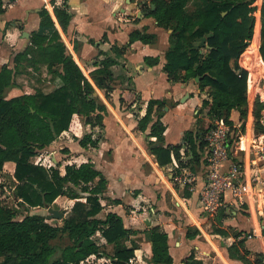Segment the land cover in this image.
<instances>
[{
	"label": "crops",
	"instance_id": "crops-1",
	"mask_svg": "<svg viewBox=\"0 0 264 264\" xmlns=\"http://www.w3.org/2000/svg\"><path fill=\"white\" fill-rule=\"evenodd\" d=\"M64 2L71 16L65 31L60 28L53 12V4L62 6ZM261 2L257 0L254 31L257 43L253 44L254 49L249 56L242 55L238 58L239 62L237 59L238 67L248 72V95L255 98H260L258 94L264 96L261 84L264 71L255 85L250 83L257 57L264 64L258 50ZM151 6V0H3L0 11V68L6 65L12 69L14 81L6 90V98L38 90L49 92L61 84V80L52 76L42 62L22 61L18 64L19 72L15 73L14 70V57L29 44V39L22 37V32L27 31L29 37L32 32L50 35L55 28L66 52L93 84L96 97L106 107V114L102 119V128L82 122L75 132L60 133L30 161L46 168L58 167L62 175L66 165L78 166L84 162L94 165L107 182L105 190L99 195L101 209L97 217L104 218L107 213H116L125 228L138 231L126 241L128 247L134 248V257L128 264H157L152 261L150 243V229L155 226L167 234L172 264H189L191 255L206 264H244L229 255L228 247L242 240L251 259L256 253L264 255V224L261 223L264 217H258L246 205L239 206L232 202L226 203L214 217L203 212L198 192L206 180L207 150L205 143L203 146L200 143L211 122L201 106L205 94L200 92L195 78L185 82L173 81L163 70L171 30L159 26L155 18L149 15L147 7L152 10ZM43 7L52 18L53 27L40 24L39 12ZM134 30L153 35L154 38L146 43L139 39L130 41V34ZM200 51L205 50L201 48ZM105 57L114 60L110 67L114 87L108 97L90 78V72ZM146 58L157 60L148 62ZM23 74L42 82L41 86L33 87L31 91L17 92L23 87L17 78ZM150 99L165 100L167 103V109L164 107L160 116L165 125L161 144L182 145L181 162L186 167L181 168L182 165L174 158L170 164L160 167L149 146V140H155L148 136L152 122L145 131L137 129L138 119L145 114ZM253 109L252 104H247L245 116L235 109L230 112L229 159L222 162V169H226L231 162H240V154L243 155L240 153V129L251 133L257 128L256 123L259 126L260 118L258 121L255 119ZM156 118L154 114L152 121ZM186 119L188 123L185 124ZM186 131L193 134L197 159H193V151L184 140ZM84 134H91L92 139L99 138L97 146H80L79 139ZM14 169L13 161L3 163L0 182L7 190L0 199L9 195L16 200L12 193L16 184L11 187L5 181L8 178L7 181L17 183ZM183 169L195 175L191 185L184 186L175 179L174 173L179 174ZM255 171L248 168L247 178ZM260 173L264 174V171ZM82 200L85 201V197ZM53 203L66 210L63 219L74 201L60 195ZM28 209L46 211L45 207ZM62 219L55 224L61 225ZM49 223L53 224L51 220ZM187 232L191 235L187 236ZM96 235L100 237L101 244L108 245L99 233Z\"/></svg>",
	"mask_w": 264,
	"mask_h": 264
},
{
	"label": "trees",
	"instance_id": "trees-1",
	"mask_svg": "<svg viewBox=\"0 0 264 264\" xmlns=\"http://www.w3.org/2000/svg\"><path fill=\"white\" fill-rule=\"evenodd\" d=\"M189 1L151 0L153 9L147 7L149 15L155 18L159 26L171 30L163 70L173 81L185 82L198 78L199 90L205 94L201 106L211 120L210 127L212 121L219 118L231 123L228 118L233 109L241 116L247 112L248 72L240 69L236 61L242 53L251 54L257 43L254 35L257 0H197L192 10L188 9ZM2 3L3 0H0V11ZM67 9L65 2L62 6L53 4L54 15L63 31L71 17ZM259 14L258 50L264 62V0ZM39 15L41 25L54 26L45 7ZM208 33L212 35L206 39L205 45L194 47L199 38ZM153 38V35L139 30L130 34V41L139 39L146 43ZM201 48L205 51L201 52ZM146 60L156 62L157 59ZM22 61L45 63L52 76L61 80V84L49 92L38 90L6 98L7 88L14 84L13 70L6 65L0 68V176L3 163L13 161V175L17 183L12 193L16 199H20L22 207L18 212L4 200L0 201V264H81L90 255L104 257L100 247L104 244L93 240L96 233L105 240V244L113 247V253L109 255L111 264H128L134 257V248L128 247L126 241L138 231L125 228L116 213H107L104 218L97 217L101 209L99 195L105 190L107 182L94 165L91 162L78 166L66 165L62 175L58 167L46 168L30 161L60 133L75 132L82 122L102 128L105 105L96 97L93 84L66 52L55 28L50 35L30 34L28 46L14 57L15 73L19 72L18 64ZM113 64V59L105 57L90 72L91 80L104 90L106 97L114 87L110 70ZM260 70H264V64L257 57L251 77ZM262 81L264 83V75ZM166 105L165 100L150 99L145 114L137 122L140 131H145L152 122L148 136L155 140H149V146L160 167L170 164L173 158L182 165V145L161 144L165 125L160 116ZM263 109L264 103L256 98L253 113L257 121ZM154 114L157 118L152 121ZM74 136L77 138L75 133ZM184 140L193 151V159H197L191 131H186ZM98 141L99 138L92 139L91 134H84L79 144L82 147H96ZM204 143L202 139L201 146ZM69 184L75 187L83 185L81 191L86 193L85 201L78 199L76 193L68 194ZM3 186L0 185L1 189ZM60 195L76 199L61 225L47 222L41 212L25 213L24 209L28 207L43 208L52 204ZM22 213L25 214L19 219L18 215ZM60 234L67 237L68 243L60 249L59 256L53 258L57 249L51 240ZM150 243L154 263L172 264L167 234L158 226L150 229ZM242 243L240 240L228 247L231 257L240 259L244 264H264L263 253H256L251 259ZM189 259V264H206L193 255Z\"/></svg>",
	"mask_w": 264,
	"mask_h": 264
},
{
	"label": "built area",
	"instance_id": "built-area-1",
	"mask_svg": "<svg viewBox=\"0 0 264 264\" xmlns=\"http://www.w3.org/2000/svg\"><path fill=\"white\" fill-rule=\"evenodd\" d=\"M258 95L259 100L264 101V96ZM255 99V96L248 95L247 90V104L254 106ZM230 133L231 126L219 118L213 120L204 136L206 180L198 192L201 208L209 217H214L226 203L232 202L246 205L258 217H264V174L260 173L264 171V109L256 129L251 133L240 129V153H243L240 154V162H231L226 169H222V162L229 159ZM248 168L256 170L249 178ZM175 179L184 186L191 185L195 175L183 169Z\"/></svg>",
	"mask_w": 264,
	"mask_h": 264
},
{
	"label": "rangeland",
	"instance_id": "rangeland-1",
	"mask_svg": "<svg viewBox=\"0 0 264 264\" xmlns=\"http://www.w3.org/2000/svg\"><path fill=\"white\" fill-rule=\"evenodd\" d=\"M196 5H197V0H190L189 3H188V9L192 10ZM256 18H257V14H256ZM244 54H247L248 56L250 55V54H248V52H246V53H242L241 56L244 55ZM239 61H240V59H238V62ZM238 62L236 61L237 64H238ZM22 71H24L23 68H22ZM263 71L264 70H260V71H258V72H256L255 74L252 75V77L250 78V82L253 85H255L257 83L258 77H259L260 73L263 72ZM17 80L23 86V87H21V89L19 91H17L19 93L22 92V91H31L33 89V87L36 88L38 86H41V83H42V82H39V81L37 82L33 78H30L29 74H23L22 76H19L17 78ZM261 84H262V87L264 88L263 81H261ZM7 96H9V94H7ZM184 123L185 124L188 123L187 119L185 120ZM205 133L206 132H204V134ZM174 174H177V173H174ZM7 180H8V178H5V181L11 187H13L16 184L15 181L13 182L11 180L10 181H7ZM2 183L3 182H0V185H4ZM82 186L83 185L73 187L71 184H69V185H67V192H68V194L69 193L78 194V196H79L78 199L82 200V198H84L86 196V193L81 191ZM3 188L0 189V193H1L0 196L4 195L6 193L7 189L5 187H3ZM1 200H4L9 206H15V207L17 206V207L21 208V206H20L21 202L18 201L17 199L16 200L12 199L11 196L9 197V195H7L5 199H0V201ZM73 201L75 202L76 199H73ZM24 210L27 211L25 213H31V212L32 213H34V212H42L43 214L46 213V211H44L43 209H32V211H30V209L27 208V209H24ZM25 213L19 214L18 218L21 219ZM45 220L47 221V219H45ZM47 222H49V220ZM261 223L264 224V218L261 220ZM99 238L100 237L98 235H94L93 236V240L101 244V240ZM67 243L68 242H67V239L65 238V236H62L61 234L57 238L51 240V244L54 245V247H56V249H57L56 252L53 255V258H57L59 256L60 249L62 248V246H64ZM100 247H101V250L104 251V254H105L104 257H102V258L100 257L101 259L99 260V258H97L96 256H91L90 255L85 260H83L81 264H96L98 262H102V263H98V264H110L111 263V259L110 258L108 259V257H109V255H111L113 253V247L110 246V245H100Z\"/></svg>",
	"mask_w": 264,
	"mask_h": 264
},
{
	"label": "water",
	"instance_id": "water-1",
	"mask_svg": "<svg viewBox=\"0 0 264 264\" xmlns=\"http://www.w3.org/2000/svg\"><path fill=\"white\" fill-rule=\"evenodd\" d=\"M153 7V6H151ZM212 33H208L205 36L199 38L197 44L194 45V47L199 48L202 45H205L206 39L211 36ZM22 37H24L26 40L29 39V33L27 31L22 32ZM198 80V78H195ZM165 109H167L165 107ZM15 210L19 211V208L12 206ZM46 213L44 214L45 219L51 220L53 224L57 223L58 220L62 219L63 214L66 212L65 209H60L57 204H52L51 206L46 205L45 206Z\"/></svg>",
	"mask_w": 264,
	"mask_h": 264
}]
</instances>
